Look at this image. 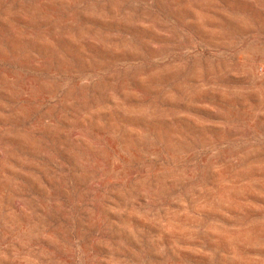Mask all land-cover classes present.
<instances>
[{
	"label": "rangeland",
	"instance_id": "1",
	"mask_svg": "<svg viewBox=\"0 0 264 264\" xmlns=\"http://www.w3.org/2000/svg\"><path fill=\"white\" fill-rule=\"evenodd\" d=\"M0 264H264V0H0Z\"/></svg>",
	"mask_w": 264,
	"mask_h": 264
}]
</instances>
